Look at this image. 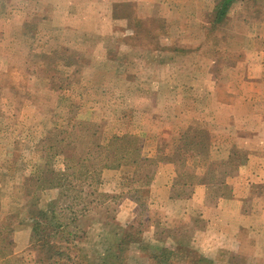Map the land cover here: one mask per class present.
<instances>
[{
    "label": "rangeland",
    "instance_id": "374dc122",
    "mask_svg": "<svg viewBox=\"0 0 264 264\" xmlns=\"http://www.w3.org/2000/svg\"><path fill=\"white\" fill-rule=\"evenodd\" d=\"M222 1L0 0V264H264V0Z\"/></svg>",
    "mask_w": 264,
    "mask_h": 264
},
{
    "label": "crops",
    "instance_id": "0c3cea01",
    "mask_svg": "<svg viewBox=\"0 0 264 264\" xmlns=\"http://www.w3.org/2000/svg\"><path fill=\"white\" fill-rule=\"evenodd\" d=\"M240 98H241V97H240ZM237 101H238V100H237ZM239 101H240L241 103H243L245 106H246V105H249V103H251V102H249V101H248L247 99H245V98H241V100H239ZM226 106L231 107L232 105L227 104ZM258 137L261 139L260 143H262V142H263V139H264V130H262V131H258L257 135H255V136L253 137V139L257 140ZM249 154H250V156H248V160H247L246 163L243 165V167H241V171H240L241 173H240V175L234 177L235 180H231V182H229V183H233V184H234L237 178H239V180L242 181L243 178H241V177H243V176H244L245 178L249 179L248 176H249V175L253 176V174H251V173H252V171L256 170V167H259V173L262 174V176H263V173H264V156H263V157H259V156L255 155L254 153H249ZM252 164L255 165V166H254V170L251 169ZM242 170H245V171H247V172L244 173ZM248 172H250V173H248ZM243 173H244V174H243ZM255 173L258 174V172H255ZM255 175H256V174H255ZM263 177H264V176H263ZM247 179H246V180H247ZM248 181H251V180H248ZM251 182L264 183V178H261V177H260V178H258V180L251 181ZM199 187H201V186H199ZM249 216H250V215H249ZM255 218H257V217H255ZM255 218H254L253 216H251V219H255Z\"/></svg>",
    "mask_w": 264,
    "mask_h": 264
},
{
    "label": "trees",
    "instance_id": "16d2710c",
    "mask_svg": "<svg viewBox=\"0 0 264 264\" xmlns=\"http://www.w3.org/2000/svg\"><path fill=\"white\" fill-rule=\"evenodd\" d=\"M231 1H233V0H223L222 1V5H221V8H220V10H219V12H218V18H221L222 16H223V14L225 13V11H226V6L231 2ZM38 223H37V225L35 226V228H38ZM56 253H57V255H59V256H63L66 252H61V251H56ZM155 258H157V256L155 257ZM160 259V258H159ZM163 260H165V261H169L167 258H165V259H163ZM170 264V263H169Z\"/></svg>",
    "mask_w": 264,
    "mask_h": 264
}]
</instances>
